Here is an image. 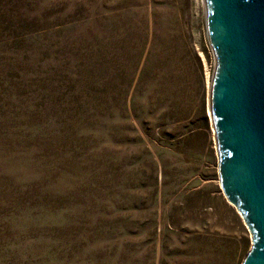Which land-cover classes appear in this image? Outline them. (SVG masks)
Instances as JSON below:
<instances>
[{
	"label": "rangeland",
	"instance_id": "rangeland-1",
	"mask_svg": "<svg viewBox=\"0 0 264 264\" xmlns=\"http://www.w3.org/2000/svg\"><path fill=\"white\" fill-rule=\"evenodd\" d=\"M204 1L0 0V264L250 254L220 186Z\"/></svg>",
	"mask_w": 264,
	"mask_h": 264
},
{
	"label": "water",
	"instance_id": "water-1",
	"mask_svg": "<svg viewBox=\"0 0 264 264\" xmlns=\"http://www.w3.org/2000/svg\"><path fill=\"white\" fill-rule=\"evenodd\" d=\"M206 9L220 186L253 237L242 264H264V0H206Z\"/></svg>",
	"mask_w": 264,
	"mask_h": 264
},
{
	"label": "bare ground",
	"instance_id": "bare-ground-1",
	"mask_svg": "<svg viewBox=\"0 0 264 264\" xmlns=\"http://www.w3.org/2000/svg\"><path fill=\"white\" fill-rule=\"evenodd\" d=\"M206 1V0H205ZM204 1V2H205ZM206 4V3H205ZM206 6V5H205ZM207 82H208V84H209V73H208V71H207ZM212 134H213V136H214V133L212 132Z\"/></svg>",
	"mask_w": 264,
	"mask_h": 264
}]
</instances>
